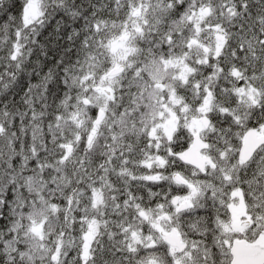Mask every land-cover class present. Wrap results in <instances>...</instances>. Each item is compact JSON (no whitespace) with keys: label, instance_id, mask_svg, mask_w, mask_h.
<instances>
[{"label":"snow or ice","instance_id":"1","mask_svg":"<svg viewBox=\"0 0 264 264\" xmlns=\"http://www.w3.org/2000/svg\"><path fill=\"white\" fill-rule=\"evenodd\" d=\"M0 264H264V0H0Z\"/></svg>","mask_w":264,"mask_h":264}]
</instances>
